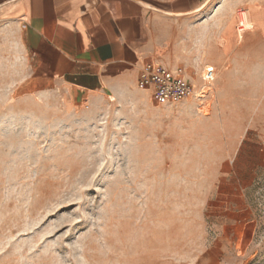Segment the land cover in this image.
Returning <instances> with one entry per match:
<instances>
[{"label":"rangeland","instance_id":"1","mask_svg":"<svg viewBox=\"0 0 264 264\" xmlns=\"http://www.w3.org/2000/svg\"><path fill=\"white\" fill-rule=\"evenodd\" d=\"M259 4L264 0L202 4L186 54L204 61L191 69L200 75L213 64L207 59L217 40L221 45L218 27L227 21L221 32L229 47L226 26L237 23L240 8L264 9ZM14 34L0 25V264H264V227L250 247L223 242L216 226L223 209L204 201L201 186L214 171L210 158L227 153L223 139L232 131L251 127L247 136L259 138L258 35L237 36L233 67L221 78L217 66L202 105L169 109L138 91L91 110L20 97ZM200 43L202 53L195 51ZM192 157L202 163L184 162ZM250 197L264 221V169ZM211 250L217 256L207 261Z\"/></svg>","mask_w":264,"mask_h":264},{"label":"crops","instance_id":"2","mask_svg":"<svg viewBox=\"0 0 264 264\" xmlns=\"http://www.w3.org/2000/svg\"><path fill=\"white\" fill-rule=\"evenodd\" d=\"M206 1L0 0V25L15 33L12 51L18 53V69L13 77L14 90L22 98L57 101L67 109L98 110L109 99H129L138 91L151 95L149 89L138 84L147 62H159L171 69L183 67L186 79L198 88L204 84L202 74L207 66L215 68V78L217 66H221L219 75L223 78L236 60L232 49L237 36L243 34L238 32L235 21L226 26L229 47L224 46L221 32L227 21L218 27L216 37L221 39V45L216 39L207 59L213 64L207 65L203 73L199 75V71L191 69L204 61L202 54H186L201 24L193 14ZM259 5L264 8V4ZM247 9L253 24L248 30L264 41V9ZM195 51L203 52L201 43L198 49L195 45ZM213 81L204 97L195 95L164 104L156 103L152 96L151 99L169 109L179 102L202 105L210 97ZM260 93L264 100V79ZM260 116L264 117V108ZM250 128L232 131L230 138L223 139L227 153L210 158L214 171L201 185L205 188L204 201L215 200L223 209L216 216V226L224 230L218 238L247 247L264 227L250 197L257 170L264 169V119L258 128V139L247 136ZM184 162L202 163L194 157ZM216 256V251L211 250L205 258L209 261Z\"/></svg>","mask_w":264,"mask_h":264},{"label":"built area","instance_id":"3","mask_svg":"<svg viewBox=\"0 0 264 264\" xmlns=\"http://www.w3.org/2000/svg\"><path fill=\"white\" fill-rule=\"evenodd\" d=\"M202 78L204 84L198 88L186 79L183 67L171 69L159 62H147L141 69L138 84L151 91L156 103L164 104L178 102L195 95L204 97L207 92L205 90L215 79V68L207 66Z\"/></svg>","mask_w":264,"mask_h":264},{"label":"bare ground","instance_id":"4","mask_svg":"<svg viewBox=\"0 0 264 264\" xmlns=\"http://www.w3.org/2000/svg\"><path fill=\"white\" fill-rule=\"evenodd\" d=\"M253 24L249 20L248 10L244 8H240L238 11V19H237V30L240 34L248 29H252Z\"/></svg>","mask_w":264,"mask_h":264}]
</instances>
